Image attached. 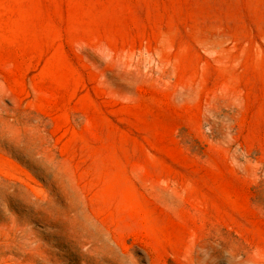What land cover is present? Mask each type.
<instances>
[{"label":"rangeland","instance_id":"rangeland-1","mask_svg":"<svg viewBox=\"0 0 264 264\" xmlns=\"http://www.w3.org/2000/svg\"><path fill=\"white\" fill-rule=\"evenodd\" d=\"M0 264H264V0H0Z\"/></svg>","mask_w":264,"mask_h":264}]
</instances>
